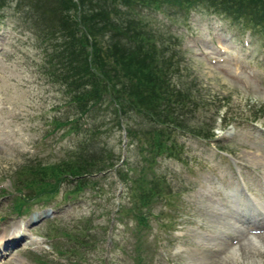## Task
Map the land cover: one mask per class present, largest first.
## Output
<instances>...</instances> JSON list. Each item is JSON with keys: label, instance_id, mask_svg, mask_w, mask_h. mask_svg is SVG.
<instances>
[{"label": "rangeland", "instance_id": "obj_1", "mask_svg": "<svg viewBox=\"0 0 264 264\" xmlns=\"http://www.w3.org/2000/svg\"><path fill=\"white\" fill-rule=\"evenodd\" d=\"M15 3L0 12V264H264L260 207L254 210L264 204V31L252 36L244 18L207 10L150 14L153 28L178 38L185 72H196L211 103L197 120L207 118L214 135L182 133L183 158L160 156L149 165L137 141L123 138L125 129L108 127L101 142L122 160L92 176L81 195L67 198L73 184L63 185L18 217L19 170L33 160L71 162L82 131L53 123H74L75 109L43 68L39 25L26 23ZM102 110H92L86 125L99 122ZM142 168L148 179H166L176 198L170 207L157 202L147 226L122 211L133 203L132 178ZM241 201L249 216L227 210Z\"/></svg>", "mask_w": 264, "mask_h": 264}, {"label": "trees", "instance_id": "obj_2", "mask_svg": "<svg viewBox=\"0 0 264 264\" xmlns=\"http://www.w3.org/2000/svg\"><path fill=\"white\" fill-rule=\"evenodd\" d=\"M10 3L0 0V12ZM15 6L24 12L26 23L39 25L35 35L47 47L43 68L66 90L75 109L74 123H53L58 128L74 124L82 131L71 162L43 166L33 160L19 170L15 184L22 187L14 201L18 216L32 202L50 201L66 184H73L67 198L81 195L92 176L121 161L101 142L107 130L125 129L126 138L137 141L149 165L160 156L183 158L184 147L177 139L182 133L206 139L214 135L207 118L197 120L198 112L211 103L203 96L196 72H185L178 38L153 28L147 20L150 14L176 17L207 10L232 21L244 18L252 36L264 31V0H16ZM98 107L104 115L86 125ZM125 148L128 151V142ZM145 171L132 178L133 203L122 210L135 213L141 226H147L157 202L176 204V198H169L173 192L167 180L148 179Z\"/></svg>", "mask_w": 264, "mask_h": 264}, {"label": "bare ground", "instance_id": "obj_3", "mask_svg": "<svg viewBox=\"0 0 264 264\" xmlns=\"http://www.w3.org/2000/svg\"><path fill=\"white\" fill-rule=\"evenodd\" d=\"M239 194V193H238ZM239 196V195H238ZM242 200V199H241ZM247 202H249V201H247ZM248 203H246V201H241V204H237V203H231L230 204V206H229V204H228V207H227V210L229 211V212H232V211H234V212H237L238 211V213H240V215H242V216H246V214L248 215V213H250V211H249V209H248V205H247ZM255 207L256 208H254V210L256 209H258V207H260L259 209L260 210H258L259 211V213H258V216L260 215L261 217H262V221H261V223H259V225H261L262 227H264V206H262L260 203H256V205H255ZM250 208V207H249ZM252 215H253V213H252ZM249 216V215H248ZM254 216H255V214H254ZM253 217V216H252ZM260 217V218H261ZM234 219V218H233ZM249 219V218H248ZM251 220V219H250ZM252 222V221H251ZM255 222V221H254ZM253 223V222H252ZM256 223V222H255ZM254 223V224H255ZM242 225V224H241ZM240 225V226H241ZM223 231V230H222ZM4 238V237H3ZM0 242H2L1 241V238H0ZM214 245V244H213ZM215 246V245H214ZM231 250V249H230ZM234 250V249H233ZM229 251V250H228ZM236 253V252H235ZM231 254V253H230ZM237 255V254H236ZM231 256V255H230ZM205 257V256H204ZM198 262H200V261H198ZM197 262V263H198Z\"/></svg>", "mask_w": 264, "mask_h": 264}, {"label": "water", "instance_id": "obj_4", "mask_svg": "<svg viewBox=\"0 0 264 264\" xmlns=\"http://www.w3.org/2000/svg\"><path fill=\"white\" fill-rule=\"evenodd\" d=\"M1 220H3V219L1 218Z\"/></svg>", "mask_w": 264, "mask_h": 264}]
</instances>
